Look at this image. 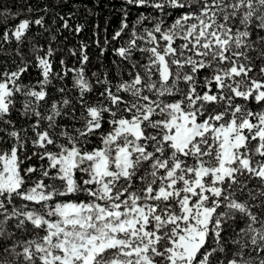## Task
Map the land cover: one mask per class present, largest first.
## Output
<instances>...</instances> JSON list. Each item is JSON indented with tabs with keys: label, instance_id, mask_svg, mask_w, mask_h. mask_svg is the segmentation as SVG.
I'll return each instance as SVG.
<instances>
[{
	"label": "snow or ice",
	"instance_id": "snow-or-ice-1",
	"mask_svg": "<svg viewBox=\"0 0 264 264\" xmlns=\"http://www.w3.org/2000/svg\"><path fill=\"white\" fill-rule=\"evenodd\" d=\"M75 3L0 12V264H264V0H123L91 76Z\"/></svg>",
	"mask_w": 264,
	"mask_h": 264
},
{
	"label": "trees",
	"instance_id": "trees-1",
	"mask_svg": "<svg viewBox=\"0 0 264 264\" xmlns=\"http://www.w3.org/2000/svg\"><path fill=\"white\" fill-rule=\"evenodd\" d=\"M60 0H0V12L9 11L12 14H18L16 20H9L8 24L18 22L19 19L35 17L42 13L34 11L29 13L27 11L28 6H31L33 9L43 7L48 5L50 8L53 5H58ZM86 4L87 8L83 5ZM123 0H83V4L80 3V0H76L75 8L80 10L77 12V15L74 17L72 23H80L84 25L83 31L78 35H72L68 31H63L57 35V41L52 44L54 48L59 49V53L56 56V68L59 70V59H65L69 65H74V58L68 55L67 49L69 48H79L81 42L88 45L87 54L90 57V62L85 65L87 75L91 76L92 72H109L110 74H115L116 68L112 64V61L118 60V58L110 52V46L103 44L105 37L110 39L112 33H114L119 27V22L121 19V5ZM75 10V9H73ZM57 12L61 14H66L68 8L63 10L59 7L52 9V12L46 19L49 24L52 23V16ZM136 12L133 11L132 17L134 18ZM3 16H0V22L3 21ZM99 25V28L96 27ZM58 25H53V28ZM38 27V26H37ZM107 29V31H105ZM30 35H35V30ZM47 36V33H45ZM99 40L101 46L109 49L105 51L104 55L101 56V47H97L95 41ZM41 44H46V40L41 39ZM29 79L35 80V74Z\"/></svg>",
	"mask_w": 264,
	"mask_h": 264
}]
</instances>
